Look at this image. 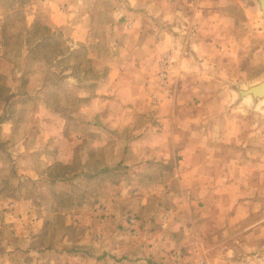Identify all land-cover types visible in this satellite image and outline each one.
Segmentation results:
<instances>
[{
	"label": "rangeland",
	"instance_id": "obj_1",
	"mask_svg": "<svg viewBox=\"0 0 264 264\" xmlns=\"http://www.w3.org/2000/svg\"><path fill=\"white\" fill-rule=\"evenodd\" d=\"M88 1L74 0L69 3L72 6L69 9L67 0H0V141L5 140L2 135H12V139L21 136L27 124L31 126L40 120L42 127L38 134L46 142L37 150L50 154L59 146V150L67 149L71 153L68 164L57 160L49 166L47 179L26 178L19 183L24 195L38 198L39 203L40 199L44 201L34 210L36 215L47 216L50 225L47 234L35 238L37 243L57 244L58 250L66 253V260H61L66 264H264V131L258 134L256 122L258 118L261 126L264 124L256 106L263 102L234 94L241 80L237 83L224 80L235 72V75L241 74V79H250L252 84L251 81L264 74L261 70L264 20L258 1H214L216 10L234 18L231 37L239 41L223 56L228 65L214 68L219 69L218 83L211 82V77L197 78L201 80L200 95L190 94L197 91L192 85L198 82L186 78L179 83V73L184 70L179 61L181 52L161 50L156 66L147 68L153 73L141 84L144 93L137 91L134 96L139 111L133 120L138 125L131 131L125 127L121 137L117 128L103 126V118L97 117L95 111L83 112L79 102L76 103L82 89L98 94L97 82L84 83L82 88L80 84L68 85L59 76L67 69L65 67L72 66L74 76L82 75L83 68L92 79L98 71H103L98 66L101 54L113 51L109 47L111 36L104 35L98 26L106 20L98 13L101 9L93 13L95 18L86 20L89 34H81L85 41H75L76 47L74 41L65 36L63 26L51 22V17L58 16L65 21L68 13L79 14ZM240 21H248L250 28L239 25ZM81 22L79 19L77 24ZM171 26L172 31L181 33V24L173 21ZM133 39L129 38L128 42ZM63 53L68 55L63 57L60 66L53 60ZM217 60L223 62L219 57ZM163 64L168 79L161 84L158 72ZM199 71L212 73L207 67ZM86 84L90 87L85 88ZM217 89L230 94H216ZM66 90H71L68 99ZM181 90L188 94H181ZM102 96L113 97L116 102L121 99L126 102L131 97L113 92ZM238 97L249 99L248 107L240 109L250 110L251 130L246 136H237L241 145L235 144L232 150L225 146L226 141L220 144L219 140H226V136L213 133L207 137L206 134L211 130L208 119L212 111L220 103L232 107L241 101L236 100ZM41 101L49 105L56 101L58 107L71 106L72 110L56 112L60 117L56 129L53 127L51 131L53 112L39 110L36 104ZM149 107L151 111L146 114L144 108ZM119 114L127 113L117 109L108 112L104 120L109 122L110 117ZM80 115H85L84 120L95 121L94 125L80 127ZM163 119L186 120L185 127L193 125L196 119L203 126L204 139H199L201 148L222 156L201 160L208 164L209 173L214 170L208 176L214 189L187 192L196 198H192V202L187 197L185 206L181 194V128L169 123L163 126ZM147 121L150 126H144ZM164 131L166 135L161 134ZM142 134H146L143 141L132 146L122 141L125 135L139 139ZM86 149L94 152L88 158ZM130 151L143 153L141 161L152 166L139 167L136 156H130L129 164L123 165L119 156H128ZM232 154L240 158L232 157L233 160ZM104 156L108 165L98 177L95 172ZM210 162L215 164L217 174ZM41 163L32 160V166L37 168L48 166L43 160ZM16 182L12 173L10 185ZM192 220L196 222L194 225ZM195 231L199 239L191 240L190 234ZM185 250H195V253Z\"/></svg>",
	"mask_w": 264,
	"mask_h": 264
},
{
	"label": "crops",
	"instance_id": "obj_2",
	"mask_svg": "<svg viewBox=\"0 0 264 264\" xmlns=\"http://www.w3.org/2000/svg\"><path fill=\"white\" fill-rule=\"evenodd\" d=\"M73 1L67 0L68 4ZM214 1L89 0L79 14H67L66 19L69 21H62L58 16L51 17L50 19L53 24L59 27L63 26L65 36H69L74 41V47H76L75 41H85L84 37H80V35L84 34L87 36L89 34L86 20L89 21L95 18L93 13L101 9L100 11H103L104 14L102 15L100 11L98 13L102 18L105 17L106 20L98 26L101 27L100 29L104 35L111 36L109 47L113 51L109 50L110 54H101L98 60V66L103 71H98L97 75L90 79L85 74L83 68L80 70L82 75L76 77L73 74L72 66H67L65 67L67 69L59 75L60 80L68 83V85L71 83L80 84L82 88H84V83L97 82L96 92L98 94H90L87 90L82 89V96L75 99L76 103L79 102L80 110L83 112L95 111L96 115H98L97 117L100 119L103 118L101 121L103 126L106 128H117L120 131L119 137H121V132L125 127L129 128V131L132 128L135 130L138 123L134 122L133 117L138 114L139 106L137 107L134 96H136L137 91L144 93V85L143 89H141V84L145 83L146 76L151 72L153 73V71L149 72L147 68L151 69L156 66L161 50L172 49L173 51L175 50L174 52H181L179 61L180 66L184 70H181L179 73L181 75L179 77V83L180 80L183 81L186 78H189V81L198 82L192 85L193 89L197 91H190V94H201V80L198 81L201 75L211 77V82L215 81L218 83L219 74L217 70L219 69L214 68L228 65V61H223V56L225 52L232 50L233 44L239 40L231 37L235 27V23H233L234 18L228 17L227 13L218 10V8L216 10ZM68 6L69 9L72 7L71 4ZM79 19L82 20L80 25L77 24ZM73 20L76 21L73 22ZM173 21L181 24V33L177 30L172 31L174 29L171 26ZM228 22L232 24L229 26ZM240 22L242 23H239V25L243 24L245 27L250 28L248 21ZM165 23L168 26H164L163 24ZM79 26H84L85 28L79 29ZM128 36L129 38L133 37L135 39L128 42ZM69 49L72 50L73 47H69ZM66 55L68 54H59L53 61L61 66L62 59ZM218 57L223 62H218ZM225 57L227 59V55ZM203 67L209 68L212 73H201L199 69ZM261 70L264 72V62ZM235 74V72L230 73L224 77V80L233 83L241 80L242 85L236 84V90H234V94H238V88L246 87L247 85L245 84H249L250 79H241V74ZM262 76L264 74L251 82L259 81ZM89 87L90 84H86L85 88ZM221 89H223V86ZM110 92L115 94H130L131 97L129 96V100L126 102L122 99L121 102H116L113 97L105 98L102 96V94H110ZM215 93L230 94L229 91H220V89H217ZM70 94L71 90H66L65 97L68 99ZM181 94L188 93L181 90ZM110 98L114 101L109 100ZM236 100L241 101L235 102L232 107L228 103H220L217 109L212 111L208 119L211 130L206 134L207 137L212 136L213 133L216 136H226V140H219L220 144L222 141H226L225 146L232 150L235 148V144L241 145L242 141H238L237 136H246L251 130L248 120L250 110L240 109V107H248L249 99L238 97ZM36 106L39 110L43 109L46 112H53L51 119L54 125L51 131L53 127L56 129L59 120L58 117H60L59 113L56 112L63 109L66 111L71 109V106H67L66 108L58 107L56 101L50 105L41 101ZM256 106L258 107V111H261V119L264 120V102H259ZM117 109L123 110L127 114L110 117L107 120L109 122H106L104 118L108 112H114ZM144 111L148 114L151 111L150 107L144 108ZM80 118L81 120L78 122L80 127H83V125H94L95 123L93 120L92 122L84 120L86 118L85 115H80ZM162 121L163 126H167L169 123L174 128H181V194L183 195V205L185 206L188 203L186 200L187 197H189L188 201L196 198V196H190V193L188 195L187 192L214 189L208 178L209 174L212 175L214 170L209 173L206 170L208 164L201 160L214 157L220 158L222 156L213 150L207 153L201 148V141L199 139L204 135L203 126H201L200 122H196V119L194 120L195 122L193 121V125L191 123L186 127L183 126L187 122L186 120L182 122L181 119H163ZM256 122L259 131L258 134L260 135V131H264V124L261 126L260 122L262 121L258 118ZM96 123L99 124V120ZM40 124V120L37 123L31 124V126L27 124L25 126L27 129L24 131L25 133L21 134V136H16L15 139H12V135L1 136L5 137V140L0 141V264H66V262H61L62 258L66 260V253L64 250H58L57 244L48 245L45 243H37L35 240V238L48 233L50 221L47 216L35 214L34 208L42 206L43 199H40L39 203L38 198L24 195L21 192V185L19 184L20 181L23 182L26 178H31L36 181L39 178L47 179L49 171H51L49 166L54 161L59 160L64 164H68V158L71 156V153L67 149L59 150V146H56L55 151L50 154L43 153L45 150H37L39 146L43 147L42 144L46 142V139L42 141L41 134H38V132H41L42 126ZM150 125L147 121L144 126ZM252 127V130H254L255 126ZM54 133L58 134L57 131H54ZM161 134L166 135V132H161ZM145 135L142 134L139 139L132 135H125L122 141H125V143L128 142L132 146L135 143L143 141L142 138ZM65 140L68 142L67 139ZM228 143H230V147ZM262 145H264V142ZM98 150L100 151L101 148ZM86 151L87 158L94 153L88 149ZM130 153L128 156H123V154L119 156V161L123 165L129 164L130 156L131 158H135L136 156L139 158L137 160L139 161V167L148 168L152 166L151 163L141 161L143 153H134V151H130ZM232 157L240 158L238 154H232ZM32 160L38 161L39 163L43 160L48 166L46 168H41L42 166L37 168V166H32ZM190 160L193 161L190 162ZM107 165L106 156H104V161L101 166H98L99 168L95 174L99 177L102 169ZM210 166L214 167L217 174L215 164L210 162ZM103 170H106V168ZM12 173H14L17 182L10 185ZM53 179L50 178V180ZM69 222H66V224ZM195 223V220H192V225ZM190 239H199L196 231L190 234ZM185 251L195 253V250ZM60 257L61 259L59 260Z\"/></svg>",
	"mask_w": 264,
	"mask_h": 264
},
{
	"label": "water",
	"instance_id": "obj_3",
	"mask_svg": "<svg viewBox=\"0 0 264 264\" xmlns=\"http://www.w3.org/2000/svg\"><path fill=\"white\" fill-rule=\"evenodd\" d=\"M258 6L261 11V17L264 20V0H257ZM238 94L241 96H251L253 99H257L264 102V76L252 84H247L244 88H238Z\"/></svg>",
	"mask_w": 264,
	"mask_h": 264
},
{
	"label": "built area",
	"instance_id": "obj_4",
	"mask_svg": "<svg viewBox=\"0 0 264 264\" xmlns=\"http://www.w3.org/2000/svg\"><path fill=\"white\" fill-rule=\"evenodd\" d=\"M165 62H167L166 59H165ZM164 64L161 66V69L158 72L159 81H160L161 84H164L167 81V79H168V71H167V69H166Z\"/></svg>",
	"mask_w": 264,
	"mask_h": 264
}]
</instances>
